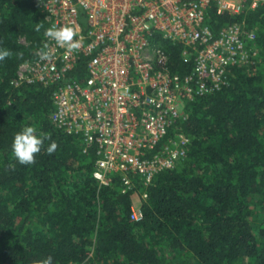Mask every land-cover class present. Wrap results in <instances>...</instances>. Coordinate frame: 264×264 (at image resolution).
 Instances as JSON below:
<instances>
[{
	"label": "trees",
	"instance_id": "obj_1",
	"mask_svg": "<svg viewBox=\"0 0 264 264\" xmlns=\"http://www.w3.org/2000/svg\"><path fill=\"white\" fill-rule=\"evenodd\" d=\"M213 17L214 31L245 20L263 50L264 6ZM47 28L33 0H0V49L12 52L0 61V264L49 255L53 264H264V70L234 67L228 86L188 106L180 124L186 156L155 177L143 218L133 221L134 193L122 194L119 183L100 186L94 153L83 155L78 137L52 123L55 87L13 85ZM154 42L172 74L193 71L192 50L160 35ZM25 126L50 135L56 152L47 154L46 140L35 164L16 162L12 142Z\"/></svg>",
	"mask_w": 264,
	"mask_h": 264
},
{
	"label": "built area",
	"instance_id": "obj_2",
	"mask_svg": "<svg viewBox=\"0 0 264 264\" xmlns=\"http://www.w3.org/2000/svg\"><path fill=\"white\" fill-rule=\"evenodd\" d=\"M33 1L49 27H74L80 47L68 53L46 37L40 49L47 44L53 58L36 54L20 64L14 87L54 86L52 123L78 137L83 155L94 153L100 186L119 183L122 194L141 203L155 177L186 156L189 139L180 124L188 106L228 86L232 68L258 65L256 31L245 20L215 31L211 24L213 14L234 19L264 0ZM156 35L192 50L189 75L172 74ZM142 218L141 206L132 207L131 219Z\"/></svg>",
	"mask_w": 264,
	"mask_h": 264
},
{
	"label": "clouds",
	"instance_id": "obj_3",
	"mask_svg": "<svg viewBox=\"0 0 264 264\" xmlns=\"http://www.w3.org/2000/svg\"><path fill=\"white\" fill-rule=\"evenodd\" d=\"M42 27V24L37 23L35 31L39 32ZM44 35L49 40L54 41L58 47L65 48L68 53L80 47V41L76 39L77 30L74 27L52 25L45 30ZM36 54L40 61H50L53 58V50L47 44L39 49ZM17 55L22 57L23 53H17ZM11 56L12 52L10 50L0 49V61H4ZM46 140L51 141L46 151L48 155H52L56 152L58 144L52 140L50 135H38L36 128L32 126L23 127L21 131L15 134L12 142V152L16 162L25 166L35 164L36 156L41 152ZM34 264H53V257L49 255L44 259L35 261Z\"/></svg>",
	"mask_w": 264,
	"mask_h": 264
},
{
	"label": "rangeland",
	"instance_id": "obj_4",
	"mask_svg": "<svg viewBox=\"0 0 264 264\" xmlns=\"http://www.w3.org/2000/svg\"><path fill=\"white\" fill-rule=\"evenodd\" d=\"M22 43L27 44V42L23 39L21 40ZM259 48V47H258ZM261 48H259V54H258V65L255 66V68H253L252 70H250V72L255 73V71H259L260 69L264 70V48L261 51ZM258 53V52H257ZM134 200H133V205L132 207L134 208H138L141 206V201L139 200V198L137 196H133ZM92 251L90 253V257L92 256Z\"/></svg>",
	"mask_w": 264,
	"mask_h": 264
}]
</instances>
